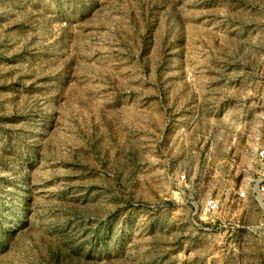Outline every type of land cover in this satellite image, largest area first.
<instances>
[{
	"label": "rangeland",
	"instance_id": "rangeland-1",
	"mask_svg": "<svg viewBox=\"0 0 264 264\" xmlns=\"http://www.w3.org/2000/svg\"><path fill=\"white\" fill-rule=\"evenodd\" d=\"M263 145L264 0H0V264H264Z\"/></svg>",
	"mask_w": 264,
	"mask_h": 264
},
{
	"label": "built area",
	"instance_id": "built-area-1",
	"mask_svg": "<svg viewBox=\"0 0 264 264\" xmlns=\"http://www.w3.org/2000/svg\"><path fill=\"white\" fill-rule=\"evenodd\" d=\"M250 164L247 172L248 182L235 190L233 197L241 206H249L254 211H259L264 206V145L253 151ZM186 182L187 176L182 174L179 178L180 187L186 188ZM226 205L218 195L211 193L194 209L201 216L211 217L219 214Z\"/></svg>",
	"mask_w": 264,
	"mask_h": 264
}]
</instances>
